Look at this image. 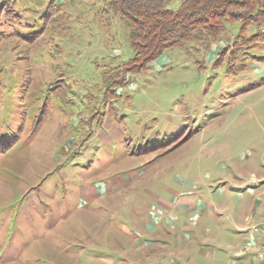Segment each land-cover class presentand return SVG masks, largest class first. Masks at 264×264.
<instances>
[{"label": "rangeland", "instance_id": "1", "mask_svg": "<svg viewBox=\"0 0 264 264\" xmlns=\"http://www.w3.org/2000/svg\"><path fill=\"white\" fill-rule=\"evenodd\" d=\"M16 4L10 20L0 19V264L133 254L124 235L139 210L193 191L222 210L201 218L222 239L199 245L203 254L229 250L228 235L240 245L231 219L245 224L252 201L246 182L258 130L248 109H261L254 102L264 90L249 88L264 82V69L252 70L264 61H249L237 76L214 67V48L231 43L239 24L208 48L165 51L103 105L104 69L133 56L120 18L103 13V0ZM33 34L35 41L18 39ZM253 213L264 219V208ZM198 238L209 239L192 235L190 250Z\"/></svg>", "mask_w": 264, "mask_h": 264}, {"label": "trees", "instance_id": "2", "mask_svg": "<svg viewBox=\"0 0 264 264\" xmlns=\"http://www.w3.org/2000/svg\"><path fill=\"white\" fill-rule=\"evenodd\" d=\"M17 0H0V19L13 14ZM106 15L118 16L128 32L133 56L117 66L103 71V105L111 103L117 92L160 54L175 47L196 43L208 48L238 23L237 35L216 54L214 67L223 66L227 75L237 76L255 59L254 52L264 46V0H103ZM177 2L175 7H170ZM51 5V4H50ZM60 9V8H59ZM58 9V11H59ZM6 13L9 17H6ZM108 17V16H107ZM10 20V19H9ZM33 34L18 38L35 41ZM25 39V40H24ZM173 137L165 147L179 138ZM152 149V148H151ZM150 150V149H148Z\"/></svg>", "mask_w": 264, "mask_h": 264}, {"label": "crops", "instance_id": "3", "mask_svg": "<svg viewBox=\"0 0 264 264\" xmlns=\"http://www.w3.org/2000/svg\"><path fill=\"white\" fill-rule=\"evenodd\" d=\"M262 48H260L258 58L255 57L258 61H264V57H261L263 55L261 52L264 53ZM220 49L221 46L214 48V56ZM210 58L212 59V56ZM262 69L264 67L259 68L257 65H252V70L259 72ZM249 89L250 93L264 90V82L252 85ZM257 99L260 101L254 103L261 105V109H256L254 112L252 107L248 109L251 112L250 119L253 120L258 130L257 142L253 147L257 158H254L252 174L246 182L254 187H252L253 189L248 186L246 188L247 195L252 198V201L248 206V212L243 216L245 224L241 219L237 220L233 217L231 219L235 230L232 232L236 234L234 236H237L239 231L242 232L240 245L233 243V237L228 235L224 237L223 241L226 239L227 241L223 244L230 248L229 250L221 253L203 254V248H200L199 245L206 242L215 243L216 239L218 241H222V239L218 234L213 233V230L210 235L211 230L205 226L201 218L204 216L210 220L213 215L222 210L212 203L205 206V200H200L203 196L193 191L194 193L183 192L179 199L172 198L170 203H166L163 207L151 204L148 209L139 210L140 220L134 224L129 234H123L130 239V247H133L134 250L133 254H119L120 257L116 259L96 254L91 256L76 254V260L86 258V264H219L218 262L220 264H264V233L252 230L254 226L264 223V219L253 218L255 209L264 208V91ZM237 185L243 187L245 183L239 181ZM215 193L218 197L225 196L222 189ZM244 197L245 193H236L238 201H242ZM252 218L253 221H251ZM200 222L204 225L200 226ZM238 225L240 228H237ZM214 229L216 228L214 227ZM199 234H203L209 239L198 238L194 243L196 244L195 251L190 250L188 246L193 243L192 235L198 236ZM259 254H263V256L259 257ZM118 260L119 262H117Z\"/></svg>", "mask_w": 264, "mask_h": 264}, {"label": "built area", "instance_id": "4", "mask_svg": "<svg viewBox=\"0 0 264 264\" xmlns=\"http://www.w3.org/2000/svg\"><path fill=\"white\" fill-rule=\"evenodd\" d=\"M252 230L254 231V232H259V231H264V223H261V224H259V225H256V226H254L253 228H252ZM263 256V254H259V257H262Z\"/></svg>", "mask_w": 264, "mask_h": 264}, {"label": "bare ground", "instance_id": "5", "mask_svg": "<svg viewBox=\"0 0 264 264\" xmlns=\"http://www.w3.org/2000/svg\"><path fill=\"white\" fill-rule=\"evenodd\" d=\"M259 232L264 233V231H259Z\"/></svg>", "mask_w": 264, "mask_h": 264}]
</instances>
